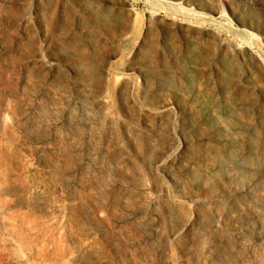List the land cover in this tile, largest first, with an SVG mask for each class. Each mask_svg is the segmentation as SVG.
I'll return each instance as SVG.
<instances>
[{
    "label": "rangeland",
    "instance_id": "rangeland-1",
    "mask_svg": "<svg viewBox=\"0 0 264 264\" xmlns=\"http://www.w3.org/2000/svg\"><path fill=\"white\" fill-rule=\"evenodd\" d=\"M0 33V189L19 174L81 224L74 197L91 183L113 264L264 252V0H0Z\"/></svg>",
    "mask_w": 264,
    "mask_h": 264
},
{
    "label": "bare ground",
    "instance_id": "bare-ground-1",
    "mask_svg": "<svg viewBox=\"0 0 264 264\" xmlns=\"http://www.w3.org/2000/svg\"><path fill=\"white\" fill-rule=\"evenodd\" d=\"M221 65L224 68L223 72L229 73V65L225 60ZM114 91L117 93L119 99L126 96L124 87L119 88L115 86L113 93ZM196 98L198 97L196 96ZM102 104L110 109L109 97H103ZM201 106L203 108L202 103H200V107ZM204 109L208 112L206 107ZM184 111L186 110L184 109ZM209 112L211 114L209 113L208 116L212 123V120H215L214 114L212 110H209ZM159 117L161 118V116ZM87 121H89V119H87ZM113 122L114 118L112 113L106 111L99 115L98 124L103 135L108 133L109 126L112 125ZM172 128L173 127H171V129ZM229 133V130L226 128L224 136L228 137ZM2 156L4 158L9 157L8 155ZM241 161L242 160H239L237 154L234 153L233 150L230 152L224 150L222 152L221 162L228 174L246 175L248 173V170H245L247 162ZM92 186L91 183L87 184L74 197V201L77 202L75 208L82 220L81 224H78L63 218L65 217L63 215V217H60V207L51 206L50 202L41 198L37 189L26 184L19 174L13 175L11 177L10 188L6 190L0 189V247L2 248L5 263L113 264V260L110 256L112 253H114V260L116 259L118 262V247L116 246V241L111 233L104 229L103 221L99 216V212L105 209L106 200L100 198V196L93 191ZM90 230H95L100 236L101 247L94 261L88 260L84 253L85 246L89 240L88 235ZM218 260L220 264H239L231 250L225 248L218 251ZM248 262V264H264V252H253V257L249 258Z\"/></svg>",
    "mask_w": 264,
    "mask_h": 264
}]
</instances>
